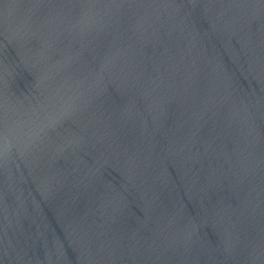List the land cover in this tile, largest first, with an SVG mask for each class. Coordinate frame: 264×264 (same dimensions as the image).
<instances>
[{
	"label": "water",
	"instance_id": "1",
	"mask_svg": "<svg viewBox=\"0 0 264 264\" xmlns=\"http://www.w3.org/2000/svg\"><path fill=\"white\" fill-rule=\"evenodd\" d=\"M0 264H264V0H0Z\"/></svg>",
	"mask_w": 264,
	"mask_h": 264
}]
</instances>
